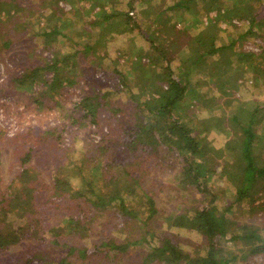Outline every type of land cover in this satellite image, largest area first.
<instances>
[{"label": "rangeland", "instance_id": "obj_1", "mask_svg": "<svg viewBox=\"0 0 264 264\" xmlns=\"http://www.w3.org/2000/svg\"><path fill=\"white\" fill-rule=\"evenodd\" d=\"M2 1L4 5L8 3V0ZM18 1L22 4L28 2L33 6L25 17L27 22L21 23L22 15L19 13L10 16L5 10H0V23L4 21V24H1L4 29L0 30V196L2 191L11 192L17 184H21L18 176L25 167H28L31 175L26 183L30 189H27L23 197L9 200V204L7 200L0 202V231H19L20 235L19 240L10 245L5 253H0V264H22L28 259L27 264H59V260L65 256H68L71 264L74 262L75 264H140L160 234L172 236L182 251L190 252L193 256H201L206 249L203 235L188 228L177 233L169 225L168 220L181 211L187 212L192 210V207L205 204L211 195L216 196L215 203L218 210H222L224 205L235 198L230 182L220 178L217 173L212 174L206 181L209 190L207 194L203 190H197L195 185L176 183V177L181 170V161L173 152H167L166 148L160 147L156 153L148 154L143 149L144 146L136 149L132 142L130 148V144L125 141L120 149L121 155L115 154L117 158L114 162L109 160L112 150L107 148L111 144L112 136L120 133L121 138L124 135L121 132L126 128H134L135 131L132 129L131 135L136 138L137 132L144 124L140 123L142 120L139 119V115L147 110L143 108L137 111L135 106V101L143 97L140 94V78L137 76L140 69L134 66L133 61L138 57L141 58L142 55L140 61L149 62L151 66L149 67L154 71H145L144 78L154 72L162 71L163 59L155 50L149 49L147 41L151 37L163 38L166 33H151L147 29L142 34L139 29L128 32L121 30L125 29L122 26L104 32L102 24L97 22L101 17L95 12L99 8L97 1L104 3L106 0H45L47 1L45 4H41V0ZM167 1L166 4L171 3L170 0ZM219 1L222 4H230L227 0ZM151 2L160 3V6L162 4L160 0ZM108 4H114L113 7L123 11H130L134 18L139 19L143 16L142 8L146 6L138 0H116ZM131 4L133 9L130 8ZM262 4L264 0H261ZM261 5L258 9H261V17L264 19V6ZM174 11L171 13L170 21L180 17V11L176 13ZM199 13L202 14V20L207 21L203 10ZM213 13L215 12L211 11L209 15L212 16ZM185 17L193 18V13L187 12ZM181 25V22H177L175 27L179 28ZM51 26L60 27L61 34L58 32L56 36H46L45 38L52 39L50 40L52 45H43L42 37L33 33L42 27L49 29ZM220 26L223 27L224 23ZM14 30H18L17 35L20 37L16 35L17 39L3 48L2 39ZM198 30H191V33ZM109 35H112V41L106 40ZM217 35L218 41L227 42L226 32L220 31ZM243 40L244 38L237 35L235 46ZM243 42V49H251L249 47L251 43H254L259 51L264 46V40L255 36H250ZM81 43L90 44L91 52L82 51ZM179 44L182 46L171 48L172 51H177V55L181 54L184 42ZM56 50L62 53L69 52L63 63H60L62 66L60 71L64 77L61 87L50 90L44 85L45 91L41 94L38 92L39 87L32 82L24 80L21 86L18 81H13L32 65L44 63L52 58ZM74 51L78 52L69 55ZM173 60L170 66L176 71L178 60ZM250 71L253 72L252 69ZM250 71L248 73L235 71L231 73V80L228 82V85L234 87V79L239 80L236 92L239 101L248 102L245 105L247 110L264 101V82H255L250 78L252 75ZM119 73H122L123 77ZM190 75L191 95L184 105V118L189 121L197 119V123L200 122L201 125L205 122L212 123L214 127L206 132V138L210 145L217 149L212 154L216 158L218 154L216 151L224 149L230 136V130L222 129L221 125H224L233 114L242 112V108L238 107V100L235 99H227L226 104H222L223 99L219 101L220 94L214 92L211 85L204 82L202 83L207 85H202L198 89L202 92V100H198L199 96H195L194 84L197 79L196 73ZM216 76L219 77V73ZM246 80L249 82L247 83ZM92 87L100 92L99 98L92 101V104H97V118L100 123L91 122L90 117L84 115V109L78 103L84 93L90 91ZM151 88L153 89L152 85ZM145 89L147 92L150 90L148 86ZM214 116L219 118L218 124L215 118H211ZM152 121L154 122L155 119ZM189 121V124L194 125V122ZM255 125L263 134L264 118L259 119ZM103 135L106 139H102ZM262 149L260 143H257L254 152L264 153ZM26 154L28 158L22 160ZM149 156L150 161L145 165V158ZM80 158L83 163H79ZM233 158L234 154L230 155V159ZM74 160L81 168L85 167L91 177L95 176L99 183L104 182L106 177L113 176L114 173L124 175L130 173L132 176L142 177V183L140 181V184L132 188L138 195L144 194V191L150 195L154 200L156 211L150 215L143 202L137 200L132 203L139 206L138 214L136 217H130L120 213L117 202L113 203V206L108 204L104 207H94L89 201L77 198L74 194L65 193L61 198L54 192L50 183L59 165L63 166ZM144 165L148 171L143 169ZM73 171L76 172L68 175L67 179L70 180L72 177L74 183H77L80 174L77 173V168ZM121 178L123 177L119 179ZM121 182H117L116 185L111 184L112 188L122 187ZM22 186L21 192H23ZM256 196L253 204L248 202L244 205H232L227 215L241 222L252 221L259 238L250 241L262 246L264 244L263 191L258 192ZM50 200H55L56 203ZM4 206L11 210L5 211ZM148 213L149 217H147ZM58 233L69 238L59 239ZM239 234L240 232L236 233ZM229 237L230 235L218 239L227 251H230L229 249L237 242L235 238L234 241L229 240ZM57 239L61 244L53 242ZM107 241L124 244L126 247L114 249L103 243ZM63 243L66 245L63 246ZM236 244L241 250L236 253L233 264H264L263 248L250 252L249 244L243 245L239 242ZM69 246L89 247L90 250L78 259L74 254H67ZM147 264L165 263L153 260Z\"/></svg>", "mask_w": 264, "mask_h": 264}, {"label": "trees", "instance_id": "obj_2", "mask_svg": "<svg viewBox=\"0 0 264 264\" xmlns=\"http://www.w3.org/2000/svg\"><path fill=\"white\" fill-rule=\"evenodd\" d=\"M41 1V4L47 2L45 0ZM115 1L106 0L104 3L97 1L99 8H97L95 13L101 17L97 22L102 24L104 32L113 27L122 26L125 29L121 30L128 32L139 29L142 34L147 29L151 33H166V36L160 39L151 37L147 41L149 49L155 50L162 57L164 63L162 71L154 72L151 76L144 78L145 71L153 70L150 68L149 62H141L142 55L141 58L138 57L133 61L134 66L140 69L137 76L140 78V94L143 97L135 101V106L137 111L143 108L147 110L139 115V119L142 120L140 123L144 124L137 132L136 138L131 135L134 128L124 129L121 132V134H124L121 138L120 133L112 136L111 144L107 147L112 150V156L109 157V160L114 162L117 158L115 154L121 155L120 149L124 146L125 141L130 144V148H132V142H134L136 149L144 146L143 149L148 154L151 152L156 153L160 147H163L166 148L167 152H173L174 156H177L181 161V170L176 177V183L195 185L197 190H203L209 194L206 181L212 174L217 173L220 178L230 182L233 193H235V198L230 200L227 205H224L220 211L215 203L217 201L216 196L211 195L209 196L211 198L205 204L192 207V210H187V212L181 211L169 218V225L177 233L178 231H184V228H188L194 229L203 235L206 240V249L201 256H193L190 252L182 251L172 236L160 234L158 240L153 243L151 250L145 255L140 264H147L153 260L163 261L165 264H233L236 260V253L241 250V247L236 244L238 242L243 245L249 244L250 252L258 251L261 248L264 249V244L260 246L254 244L252 240L250 241V239L259 238V234L256 233V228L253 226L254 224L251 223L252 221L241 222L227 215V211L232 208V205H244V203L248 202L253 204L258 192L263 191L264 194V153L256 154L254 152L257 143H260L264 151V133L262 134L258 131L255 125L259 119L264 118V101L256 102L257 104L247 110L245 105L248 102L239 101V96L236 92L238 88L237 81L239 83V80L234 79V87L228 85L231 80V73L235 71L248 73L251 69L254 73L250 71L252 74L250 78L258 83L264 82V46L258 52L251 49H243V41L250 36L264 40V19L261 17V9H258L259 5H261V0H227L230 2L229 5L222 4L219 0H170V4H166L167 0H160L161 6L160 3L152 4V0H138L146 5L141 10L142 19L134 18L132 16L133 13L130 11H123L113 7L114 4H108ZM261 6H264V4ZM32 7V4L28 2L22 4L18 0H8V3L4 5V2L0 0V10H5V13L10 16L17 15V13L21 14V23L27 22L25 17L30 13ZM76 7L78 8L77 5ZM130 8L133 9V4L130 5ZM200 10L205 13L207 21L202 20V14L199 13ZM173 11L174 13L180 11V17L170 21ZM211 11L215 12L212 16L209 15ZM52 12L54 13V10ZM187 12H192L193 18L187 19L185 17ZM177 22H181V27H175ZM221 23H224L223 27L220 26ZM1 24H4V21L0 23V30H3L4 28ZM15 28L19 29L17 26ZM27 28L30 30L29 25H27ZM59 28L51 26V28L45 29L42 27L33 35H40L43 45H52L50 41L52 39L45 37L56 36L60 31ZM197 29L199 30L191 33V30ZM17 31H11L6 38L2 39L1 45H3V48L8 47L12 41L17 39V36L20 37V35H17ZM220 31L226 32L227 42L221 43L218 41L217 33ZM59 34L61 33L59 32ZM237 35H240L244 40L241 41V43L243 42L242 44L235 46ZM169 36L171 39H169ZM112 38V35H109L106 40L112 41ZM182 42H184V45L181 54L177 55V51L174 52L171 48L182 46V44H179ZM81 44L83 46L82 51L85 53L91 52L89 51L90 44ZM56 51H54L52 58L47 59L44 63L32 65L29 70L14 78L13 81H18L21 86L24 80L29 83L32 82L39 87L38 92L41 94L45 91V86L50 90L61 87L60 85L64 83V77L62 71H60L62 68L60 63H63L69 52ZM178 51H180V48ZM76 52L78 51H74L69 55ZM74 55L73 57H75ZM173 59L178 60L176 71L170 66L171 62L174 61ZM193 72L196 73L197 77L194 84L197 92H195V96H199L197 97L198 100H202V92L198 89L202 85L209 84L214 92L220 94L219 101L223 99V102L220 101L222 104H226L229 99H235V101L238 100V107L242 108V112L233 114L224 125H221L222 129L230 130V136L224 149L216 151L218 153L216 158L212 154L217 149L213 148L206 138V132L214 127L212 123L205 122L204 125H201L200 122L197 123V119L189 121L184 118V105L186 99L191 95L190 85H192V77L190 74ZM218 73L219 77L216 76ZM200 74L205 77L200 76ZM119 75L123 77L122 73H119ZM206 77L207 79H205ZM145 79L148 81H145ZM200 79L205 80L200 81ZM246 81L247 83L249 82V80ZM146 86L150 88L149 92L146 91ZM142 93L148 94V96ZM99 95V90L92 87L90 91L84 93L78 102L84 109V115L90 117L91 122L100 123L97 118V104H92V101L98 99ZM211 118H215L218 124L219 118L217 116ZM153 119H155L154 122L152 121ZM188 121L194 122V125L192 123L189 124ZM102 139H106L105 135H103ZM102 148H104V145ZM228 154L229 156L227 157ZM232 154H234V158L230 159ZM26 158H28V154L22 160H26ZM149 161L150 156L145 158V165ZM77 163L74 160L69 164L59 165L56 169V174L53 176L50 185L61 198H63L65 193L68 195L74 194L77 198H81L86 202L89 201L94 207H104L108 204L113 206V203L117 202L120 213L130 217H136L138 214L137 209L139 206L132 203L137 200L143 202L142 204L150 211V215L156 211L154 200L150 195L145 191L144 194L138 195L132 188V186L140 184L142 177L132 176L130 173H125V175L114 173L113 176L106 177L104 182L99 183L95 176L91 177L87 173V169L85 167L81 168ZM79 163H83L82 158H80ZM145 165L143 169L148 171ZM75 168H77V173L80 174V180L77 183H74L72 177H70V180L67 179L68 175L76 172L73 171ZM30 175L28 167H25L18 176L21 184H17L11 192L2 191L0 202L7 200L9 204V200L23 197L27 189H30L26 184ZM120 177L123 178L119 179ZM120 181L123 183L122 187L112 188L111 184L116 185ZM21 186L23 192H21ZM203 186L204 189H202ZM50 201L56 203L55 200ZM262 202L264 203V199H262ZM4 210L8 212L11 209L4 206ZM147 217H149V213ZM55 230L57 231V229ZM238 232L240 234L236 235ZM228 235H230L229 240L234 241V238L237 240L234 243L235 246L229 249L230 251L225 250V247L218 242V239L225 238ZM57 236L59 239L69 238L61 233H58ZM19 238V231H0V253H5L10 245L16 243ZM59 239L57 241L53 240V242L61 244ZM103 243L114 249L126 247L124 244H116L113 241ZM65 245L66 243H63V246ZM68 248L67 254H74L78 259L85 256L88 253L87 251L90 250L89 247L80 246H69ZM70 261L68 256H65L58 263L71 264ZM26 262L22 264H27Z\"/></svg>", "mask_w": 264, "mask_h": 264}, {"label": "built area", "instance_id": "obj_3", "mask_svg": "<svg viewBox=\"0 0 264 264\" xmlns=\"http://www.w3.org/2000/svg\"><path fill=\"white\" fill-rule=\"evenodd\" d=\"M249 47L251 48V50L259 51V50L256 48V46H255L254 43H251V44L249 45Z\"/></svg>", "mask_w": 264, "mask_h": 264}]
</instances>
